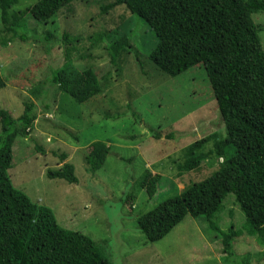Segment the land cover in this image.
Returning a JSON list of instances; mask_svg holds the SVG:
<instances>
[{
    "label": "rangeland",
    "instance_id": "1",
    "mask_svg": "<svg viewBox=\"0 0 264 264\" xmlns=\"http://www.w3.org/2000/svg\"><path fill=\"white\" fill-rule=\"evenodd\" d=\"M35 1L18 0L8 11L12 20L26 19L27 41L0 47V109L17 118L27 99L37 113L30 138L11 142V161L10 155L0 156L12 185L51 209L61 227L97 242L112 264H227L219 236L203 217H185L154 244L147 243L135 223L137 215L218 168L211 140L199 151L206 158L198 168L182 167L191 143L211 134L225 136L203 68L194 66L175 78L161 73L148 58L156 45L153 33L123 7L103 13L110 0L73 1L46 23L26 16ZM252 20L261 29L264 50V14ZM122 35L128 36L130 48L112 66L106 46ZM67 62L91 69L101 93L77 105L51 86V72ZM94 141L110 149L104 165L91 174L84 158ZM63 155L67 158L61 161ZM65 162L73 165L77 183L46 177L47 169L57 170ZM146 169L161 176L151 200L138 186ZM128 194L135 197L132 210L121 205ZM214 222L222 232L231 225L242 229L245 217L232 194L222 201ZM233 246L237 261L264 264V247L256 238L243 234Z\"/></svg>",
    "mask_w": 264,
    "mask_h": 264
},
{
    "label": "trees",
    "instance_id": "2",
    "mask_svg": "<svg viewBox=\"0 0 264 264\" xmlns=\"http://www.w3.org/2000/svg\"><path fill=\"white\" fill-rule=\"evenodd\" d=\"M73 1L78 0H36L26 16L35 23H46ZM17 2L0 0V47L27 41L26 19L12 20L8 12ZM117 7L142 20L153 33L156 45L148 58L161 73L175 78L194 66L203 68L225 132L224 137L211 134L184 150L182 167L192 170L206 158L199 152L203 145L213 141L211 153L218 159L217 170L205 180L183 187L178 196L137 215V229L148 244H154L185 217H203L219 236L225 262L243 264L236 260L234 239L244 234L264 247V50L258 36L261 29L252 20V15L264 14V0H110L101 10L106 13ZM129 48L126 35L108 42L110 64L117 66ZM48 79L77 105L101 93L95 73L79 70L71 62L54 69ZM3 86L0 76V89ZM22 105L17 118L0 109V156L10 155L8 161L14 139L30 138L37 118L34 102L26 99ZM109 149L103 141L86 147L87 172L94 174L104 165ZM66 158L63 155L61 161ZM4 161L0 159V264H112L97 242L61 227L51 209L16 189L3 169ZM45 174L51 180L77 183L74 167L68 162L57 170L47 169ZM160 177L147 169L140 175L138 186L148 200L155 195ZM228 194L234 196L245 222L240 230L231 225L222 232L214 217ZM134 199L128 194L121 205L132 210Z\"/></svg>",
    "mask_w": 264,
    "mask_h": 264
}]
</instances>
